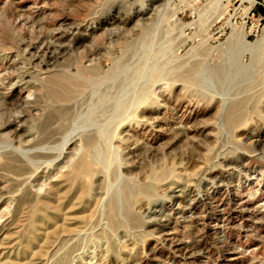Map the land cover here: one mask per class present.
Masks as SVG:
<instances>
[{"label": "rangeland", "instance_id": "374dc122", "mask_svg": "<svg viewBox=\"0 0 264 264\" xmlns=\"http://www.w3.org/2000/svg\"><path fill=\"white\" fill-rule=\"evenodd\" d=\"M257 7L0 0V264H264Z\"/></svg>", "mask_w": 264, "mask_h": 264}, {"label": "bare ground", "instance_id": "6f19581e", "mask_svg": "<svg viewBox=\"0 0 264 264\" xmlns=\"http://www.w3.org/2000/svg\"><path fill=\"white\" fill-rule=\"evenodd\" d=\"M51 55V53H48L46 58H52ZM59 79L61 81H58L54 78H45L44 83L50 87L48 91V97L50 100L54 101H66L67 99L73 97V95L76 93L77 84L76 81L70 80L69 78L61 77ZM55 210L57 209L55 208Z\"/></svg>", "mask_w": 264, "mask_h": 264}, {"label": "trees", "instance_id": "16d2710c", "mask_svg": "<svg viewBox=\"0 0 264 264\" xmlns=\"http://www.w3.org/2000/svg\"><path fill=\"white\" fill-rule=\"evenodd\" d=\"M256 13L261 14L262 16H264V9H261L260 7H257Z\"/></svg>", "mask_w": 264, "mask_h": 264}, {"label": "crops", "instance_id": "0c3cea01", "mask_svg": "<svg viewBox=\"0 0 264 264\" xmlns=\"http://www.w3.org/2000/svg\"><path fill=\"white\" fill-rule=\"evenodd\" d=\"M262 2H264V0H261Z\"/></svg>", "mask_w": 264, "mask_h": 264}]
</instances>
